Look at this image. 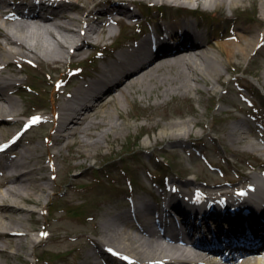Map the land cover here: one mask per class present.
Wrapping results in <instances>:
<instances>
[{"label": "bare ground", "instance_id": "6f19581e", "mask_svg": "<svg viewBox=\"0 0 264 264\" xmlns=\"http://www.w3.org/2000/svg\"><path fill=\"white\" fill-rule=\"evenodd\" d=\"M138 3L161 5L166 9L155 25L156 31L136 42L128 39L125 47L107 51L109 59L96 68L95 75L89 74L88 79L75 81L69 89L72 98L64 94L59 102H55L53 90L52 116L47 120L52 126V134L46 147H26L0 163V257L5 261L14 256L25 260L22 249L34 247L39 240L32 235L34 230L27 219L37 211L31 205L41 206L48 183L45 171L49 166L54 170V165H44L43 154L37 155L36 151L47 152L49 160H52L54 154L50 143L62 140L68 147L73 144L86 147L85 157L92 156L105 140L110 142V131L119 133L122 125L127 126L117 122L112 110L106 106H112L120 117L122 110L128 107L129 88L149 94L155 92L165 99L175 92L197 89L199 79L207 81L206 84L220 81V59L226 60L228 67L264 54V0H0V128L13 124L19 115L24 114L19 111L13 96L22 88V79L16 75L15 69L19 70L24 59L33 63L47 62L55 67L66 64L70 59H83L91 48L104 45L115 34L110 20L123 21L126 16L130 19L126 21L130 26L141 21L142 12L132 7ZM243 11L250 14L242 15ZM161 25L166 27L168 38L178 40L175 49L162 46L152 49L148 45L149 39L155 42L163 34ZM170 55L176 58L173 61L165 59L159 65L156 63L161 57ZM188 64L191 71L187 69ZM257 67L256 79L264 88V62ZM173 68L177 69L174 74L163 72ZM99 104L104 108L94 109ZM154 117L149 115L147 118L153 120ZM189 123V119L164 123L155 135V141L183 144L192 135ZM194 124L198 125L199 121H194ZM156 126L151 124L147 128ZM87 129L99 132L90 133ZM79 132H85L91 140H84ZM232 132L231 127L228 135ZM244 149L254 150V142L247 140ZM259 154L262 155L261 152ZM249 179L242 186H233L240 194H234L235 189L224 188L211 192L205 200L192 197L191 201L185 202L182 197L195 196V191L180 188L177 196L164 199L161 211L165 213L169 207L180 208L187 212L185 224L195 228L199 225L193 217L204 223L206 216L219 215L223 204L216 200L227 197L228 202L224 206L235 209L230 222L239 224L246 216L255 222L264 207V174L253 173ZM153 207L156 208L157 204L137 199L129 202L128 208L114 214L113 218L108 215L100 222L103 234L99 242L116 250L122 260L131 259L132 264H162L154 260V251L144 249L149 243L129 229L142 217L149 218L142 233L149 231L151 221L160 222V214L154 209L144 213ZM119 221L126 227L117 229ZM263 230L264 225L256 228L250 223L243 224L238 231L242 237L240 241H248L246 231L256 236ZM214 238H221V235L216 233ZM258 251L257 247L248 250L249 253ZM217 252L212 250V253ZM218 260L219 256L213 255L210 262L219 264ZM263 262L264 258L258 256L254 261L242 259L239 264ZM0 264L5 263L0 261ZM80 264L100 263L95 260Z\"/></svg>", "mask_w": 264, "mask_h": 264}, {"label": "rangeland", "instance_id": "374dc122", "mask_svg": "<svg viewBox=\"0 0 264 264\" xmlns=\"http://www.w3.org/2000/svg\"><path fill=\"white\" fill-rule=\"evenodd\" d=\"M132 7L141 10L137 5ZM149 13L161 15L154 9ZM245 13L249 15V11L241 14ZM129 32L136 37L139 35L135 26ZM263 56L259 54L250 61H241L239 65L232 63L228 67L226 60L220 59V81L206 84L207 81L199 79L197 89L175 92L165 99L155 92L149 94L129 88L128 107L122 110L120 117L112 106H106L112 110L117 122L127 126L122 125L119 133L110 131V142L105 140L92 156L85 157L86 147L77 144L68 147L62 140L51 141L52 160L47 152L36 151L37 155L43 154L44 165H54V170L49 166L45 171L48 180L46 196L42 197L40 207L30 206L37 212L27 219L34 230L32 235L39 236V239L44 235V239L34 247L22 249L25 260L14 256L7 261L0 257V261L5 264H80L97 260L100 264H122L124 262L106 252L105 245L99 242L103 234L100 222L108 215L111 219L137 199L158 203L160 207L164 198L177 196L180 188L202 192L213 187L224 189L232 183L248 181L253 173L260 174L264 167L263 157L254 150H245L244 143L264 140V88L255 75L257 65L264 62ZM108 59L90 56L81 65L83 73L95 75L92 68ZM29 62L24 59L19 70L15 69L24 87L13 96L21 113L43 112L44 117H51L54 87L55 102H59L65 96L62 92L73 86L69 84L70 74H64L68 64L55 67L47 62ZM84 78L88 79L86 75ZM77 81L82 80L77 78ZM28 85L35 91L28 89ZM102 107L99 104L94 109ZM149 115H154V119L149 120ZM17 119L0 128V141L9 139L20 129L21 116ZM184 119L190 120L192 130L186 142L155 141L160 126ZM194 121L199 124L195 125ZM151 124L157 126L147 128ZM231 127L233 132L229 136ZM86 131L99 132L94 129ZM51 134L52 126L48 121L33 127L20 142L0 156V163L29 146L44 149ZM79 136L91 140L85 132H79ZM80 153L83 156H79ZM37 155L36 159L39 158ZM96 166L99 168L97 174H101L104 167L107 171L103 178L98 174L103 182L101 186L98 181H93ZM72 209L79 217L71 212ZM152 209L154 207L144 213ZM116 226L117 229L126 227L121 221Z\"/></svg>", "mask_w": 264, "mask_h": 264}, {"label": "snow or ice", "instance_id": "6c2138e0", "mask_svg": "<svg viewBox=\"0 0 264 264\" xmlns=\"http://www.w3.org/2000/svg\"><path fill=\"white\" fill-rule=\"evenodd\" d=\"M38 119L39 118H33V120L31 121V123H36ZM25 127H27V125H25Z\"/></svg>", "mask_w": 264, "mask_h": 264}]
</instances>
